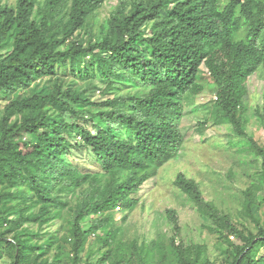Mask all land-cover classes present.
<instances>
[{
	"label": "trees",
	"instance_id": "16d2710c",
	"mask_svg": "<svg viewBox=\"0 0 264 264\" xmlns=\"http://www.w3.org/2000/svg\"><path fill=\"white\" fill-rule=\"evenodd\" d=\"M104 1L0 4V100L5 101L0 117V230L7 225L0 233V248L5 243L14 249L15 264L30 263L38 248L17 231L25 223L49 222L51 209L64 205L65 194L90 178L92 193L77 205L70 221L68 257L71 264H81L97 231L104 234L98 239L103 246H110L116 207H133L132 194L155 180L184 146L185 99L203 91L199 79L204 69L217 85L211 119L233 129L223 146L260 156L264 182V148L245 131L241 114L249 77L259 69L264 76V0H121L101 39L78 40V30ZM8 43L12 48L2 55ZM68 70L86 85L60 80L59 72ZM93 90L109 98L93 101ZM66 114L82 121L69 122ZM258 114L264 122V102ZM73 147L88 148L103 173L82 175L68 163ZM175 185L217 237L220 264H264V256L258 255L264 225L252 212L251 191L244 193L245 209L258 226L256 234L239 229L185 174L177 175ZM15 200L31 201L25 209L40 210L26 214L11 204ZM17 211L20 217L12 221ZM90 215L94 218L85 229ZM173 250L175 264H213L200 244L174 243ZM154 252L152 248L148 254ZM140 264L151 261L146 257Z\"/></svg>",
	"mask_w": 264,
	"mask_h": 264
},
{
	"label": "rangeland",
	"instance_id": "374dc122",
	"mask_svg": "<svg viewBox=\"0 0 264 264\" xmlns=\"http://www.w3.org/2000/svg\"><path fill=\"white\" fill-rule=\"evenodd\" d=\"M16 2L17 0H0L1 5H15ZM120 3L121 0H105L97 13L78 30L77 39L84 42H88L92 36L101 39L103 28L106 29L110 24L112 14ZM11 48L12 43H8L2 55L8 54ZM66 48V45L63 46V49ZM58 75L60 80L74 86L86 85L85 81L72 75L70 70L65 73L60 71ZM200 76L199 83L203 86V91L185 99L181 121L185 144L178 157L165 164L155 180H150L140 191L132 194L131 197L136 200L133 207H116L112 224L114 240L110 246L104 247L102 241L98 240L104 238V234L97 231L92 235V245L90 241L83 252L81 264H140L141 259L146 257L151 264H175L174 243L200 244L205 247L209 260L213 264H220L222 256L217 247V237L210 231L209 223L197 211L195 203L175 185L179 173L194 181L205 198L229 215L239 229L247 234H256L258 226L245 209L248 200L244 193L246 190L251 191L254 204L252 212L260 224L264 225V182L260 179L263 161L246 148L230 149L223 146L224 136L232 134L233 129L229 124H215L211 119L216 109L217 85L206 69L202 70ZM247 87V103L241 111L244 129L264 148V122L258 114L264 102L262 69L249 77ZM123 91L127 89L123 88ZM89 95L96 102L109 98V95L100 90L90 91ZM4 103L5 101L0 100V117ZM66 119L69 122L82 121L70 114H66ZM77 141L82 143L80 137H77ZM67 161L82 175L89 174L93 177L103 173L95 156L86 147L71 148ZM91 189L90 178L74 192L65 194L64 205L51 209L50 216L53 218L49 222L43 225L25 223L17 231L23 239L38 247L31 253L32 261L25 264H40L43 261L71 264L68 257L71 251L70 221L77 205L91 195ZM30 203L31 201L15 200L11 204L17 209H25ZM25 210L26 214L36 213L40 207L32 206ZM19 217L20 211H17L10 219L15 221ZM93 218L90 215L85 220V229L90 228ZM5 229L7 225L1 228L0 233ZM15 233L8 234V239ZM91 247H94L93 255L90 254ZM152 248L155 252L148 254ZM107 250H110L109 258L101 263L99 259ZM258 255L264 256V246ZM0 264H15V251L7 248L5 243L0 248Z\"/></svg>",
	"mask_w": 264,
	"mask_h": 264
},
{
	"label": "built area",
	"instance_id": "2783aa9c",
	"mask_svg": "<svg viewBox=\"0 0 264 264\" xmlns=\"http://www.w3.org/2000/svg\"><path fill=\"white\" fill-rule=\"evenodd\" d=\"M119 209V207H117Z\"/></svg>",
	"mask_w": 264,
	"mask_h": 264
}]
</instances>
